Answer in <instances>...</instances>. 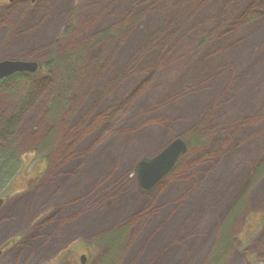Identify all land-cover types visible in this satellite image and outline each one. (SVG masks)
Masks as SVG:
<instances>
[{"label":"rangeland","instance_id":"rangeland-1","mask_svg":"<svg viewBox=\"0 0 264 264\" xmlns=\"http://www.w3.org/2000/svg\"><path fill=\"white\" fill-rule=\"evenodd\" d=\"M234 44L248 54L216 66ZM51 58L25 73L13 121L20 177L35 158L45 173L3 199L0 264H264V0H0V61ZM21 91L0 94V116ZM183 136L187 154L143 191L139 162ZM120 227L105 260L101 236Z\"/></svg>","mask_w":264,"mask_h":264},{"label":"trees","instance_id":"trees-1","mask_svg":"<svg viewBox=\"0 0 264 264\" xmlns=\"http://www.w3.org/2000/svg\"><path fill=\"white\" fill-rule=\"evenodd\" d=\"M171 17L175 18V16H171ZM172 21H173V19L171 20V22ZM185 29H187V27ZM250 34H252V33H250ZM169 36L172 37L173 35L170 34ZM28 42H29V44H31V42H33V41L32 40L31 41L28 40ZM240 48H241L240 44H238V46H237V44H236V46L234 44V46L230 47V49H227L225 52H223L219 56L218 61L220 60V63L219 64L217 63L215 65L216 66L217 65H222L223 66V64L225 62L230 61L233 58H236V56H237L236 53H238L239 50L242 52V49H240ZM243 50H245V49H243ZM227 54H229V55H227ZM55 65H56V61L53 58H51L50 60H48V62L46 64L41 65L42 66L41 70L46 71V72L47 71L50 72ZM28 76L29 75H26V74H16V75H14V76H12V77H10L8 79L0 81V94L3 91H8V92L12 91L13 92V91H18V89H19V91L22 90L21 93H20V101L22 102L23 98L27 97L26 103L25 104L21 103V106L18 105L17 108L14 110V113H13V115L11 117V118H13L12 121L5 119L3 116H0V199H4L8 195H10V190L12 188L11 184L17 178H19V181L21 182V187H20L19 191H24L25 189L28 188V186L25 183V181L27 179L26 178H21V177H23V175H20L21 174V170L23 169V160H22V157H21L20 153L18 152V144L13 139V134H14V126H13L14 123H13V121H15L16 118H19V115L21 114V112H23L25 106H27L28 102L31 100L30 91L28 90V88H25L33 81L32 78L28 77ZM28 78H31V79H28ZM11 81H12V83H11ZM23 82L25 83V86L24 87L21 86L22 87L21 89L18 88L17 85H19V83H23ZM15 87H17L16 90L14 89ZM21 94H23V95H21ZM51 107H53V103L50 104V108ZM64 107L65 106H63V108ZM173 112H178V111L177 110H173ZM173 112H171V113H173ZM2 126H5V129H3ZM6 126L7 127L11 126L10 127V131L7 130ZM195 135H197V133H195ZM198 135H199V133H198ZM183 138L189 144V139H187L186 136H183ZM190 138L193 139V136L190 137ZM199 141H200V139H199ZM193 142L196 143V140L194 139ZM40 160L41 159H39V158H37V159L35 158L30 163L34 167L32 173L35 176L39 177V178L37 177L38 178L37 182L40 181V179L42 178V176L45 173V170H43V168H40V165H41L40 164ZM37 164H40V165H37ZM35 165H37V166H35ZM261 165H262V168L258 169L257 173H256V177L258 179L261 176H264L263 175V173H264V162L261 163L260 166ZM20 178H21V180H20ZM242 201L246 202V198H244ZM242 209L243 208H242V206L240 204L239 207L237 208V210H235V212H237L238 210L242 211ZM235 212L232 214V216L230 215L231 217H229V220H228V223H227V224H230V226L232 225V227H234V224L237 221L236 220V221H234L232 223L233 215L235 214ZM247 227H248V223H247ZM122 230L123 229H121L120 232ZM122 233H123V231H122ZM118 234H117V236H119ZM119 238H120V236H119ZM121 240L122 239L120 238V241L118 242L119 245H121V243H122ZM226 242L227 241H225L224 244H226ZM114 243H115V240L112 241L113 246H114ZM224 244L222 246L223 250H224ZM223 250H221V251L224 252ZM221 255H222V253L220 254L219 258L221 257ZM119 257H120V255H119ZM211 258H212V256L208 259L209 262L207 261L206 264H217L218 263L217 259L213 260V258H212V260H211ZM214 258H216V257H214ZM103 264H107V262H104Z\"/></svg>","mask_w":264,"mask_h":264},{"label":"water","instance_id":"water-1","mask_svg":"<svg viewBox=\"0 0 264 264\" xmlns=\"http://www.w3.org/2000/svg\"><path fill=\"white\" fill-rule=\"evenodd\" d=\"M14 2L16 0H4ZM32 2L36 0H30ZM39 70L37 62L28 61H0V81L16 74L36 73ZM189 144L183 138L173 139L158 154L143 158L135 168V174L143 191H151L177 165L179 160L187 154ZM3 199H0V208ZM86 263V257H81V264Z\"/></svg>","mask_w":264,"mask_h":264},{"label":"bare ground","instance_id":"bare-ground-1","mask_svg":"<svg viewBox=\"0 0 264 264\" xmlns=\"http://www.w3.org/2000/svg\"><path fill=\"white\" fill-rule=\"evenodd\" d=\"M241 4H243L242 3V1L240 2ZM239 3V4H240ZM239 11H240V8L239 7H236V8H234V9H232L230 12H228L227 14H226V16H223V17H230V16H232V17H234L235 15H237L238 13H239ZM34 16V15H33ZM222 17V18H223ZM36 19V18H35ZM197 35H200L201 33H200V31H199V29H198V32L196 33ZM29 40L31 41H33V42H31V44H29V45H32L33 43H34V37L32 36V37H30L29 38ZM91 42L92 41H88V42H86L85 43V45L84 46H82V47H85V48H87V46H89V45H91ZM74 45H76L75 43H72V45H67V49H66V51H65V53L64 54H70V53H72L73 52V50L76 48V46H74ZM81 46V45H80ZM80 46H79V48L78 49H80ZM183 50L184 49H182L181 51H182V53H183ZM181 51H179V52H181ZM245 51V52H244ZM242 53H244V54H248L247 52H246V50H243L242 51ZM242 53H236L237 54V56L238 57H240L241 55H242ZM184 54V53H183ZM243 54V56L241 57V61H240V64H239V66L240 67H242V62L244 61V59H248L247 61H246V63H248V61H249V56H246V55H244ZM185 60H186V62H187V67H182V69L184 70V73L185 72H187V73H189V58L186 56L185 58H184ZM191 66H193V65H191ZM191 66H190V68H191ZM195 67V66H194ZM119 70V69H118ZM117 70V71H118ZM245 71H246V69H243V70H239L238 71V75L239 76H241V75H244L245 74ZM207 72V71H206ZM181 73V75L182 76H184V73L183 72H179V74ZM188 75V74H187ZM243 77L241 76L240 77V79H242ZM183 79H185V77H180L179 79H178V81H183ZM172 85H170V86H173L172 88L173 89H175V88H177V86L179 87L180 86V84H179V82H176V83H171ZM37 91H39V88H37ZM161 94H163L162 92H161ZM96 95H97V97H98V95H100V93L97 91L96 92V94H95V97H96ZM200 97V96H199ZM116 99V98H115ZM114 99V100H115ZM4 101V103H8L7 102V100L6 99H4L3 100ZM201 101H203V100H199V102H201ZM263 102H264V100H263ZM203 103H205V102H203ZM178 112H173V113H171V114H169V115H178V114H183V113H186L185 111H183V110H179V109H176ZM244 113H248V112H244ZM11 127V126H10ZM251 132L250 131H248V133L247 134H250ZM60 137H61V135H59V139H60ZM57 140H58V136H57V138H56ZM57 140H56V143H57ZM258 144V143H257ZM60 149H61V144L57 147H55L54 148V151H55V153H57V151H60ZM249 152V154L252 156L253 154H252V152L251 151H248ZM261 164V163H260ZM121 230V227L120 228H117L116 230H112L110 233H107V234H105V235H102L101 236V238L103 239V240H105L107 243H108V248L105 250V260H107V258H108V256L111 254V252H112V247H113V244H112V241H113V236H117V234H118V231H120ZM105 237V238H104Z\"/></svg>","mask_w":264,"mask_h":264},{"label":"flooded vegetation","instance_id":"flooded-vegetation-1","mask_svg":"<svg viewBox=\"0 0 264 264\" xmlns=\"http://www.w3.org/2000/svg\"><path fill=\"white\" fill-rule=\"evenodd\" d=\"M17 2L18 1H24V2H28L30 5H33V4H36L37 3V1L38 0H36V1H34V2H32V1H30V0H16ZM3 3L4 4H7L8 2L7 1H3ZM10 3V2H9ZM183 15V14H182ZM172 16H175V18H173L172 17V19L173 20H178V19H180L178 16H181V15H172ZM182 20V19H181ZM185 32H189V25H188V27H187V29H186V31ZM183 37V36H182ZM181 37V38H182ZM184 37H186V38H189V35H187V36H184ZM181 41H182V39H181ZM176 44H178V43H176ZM185 53H186V50H185ZM184 55V54H183ZM185 56H186V54H185ZM187 57L189 58V55H187ZM184 59V58H183ZM185 60V59H184ZM192 60V58H190V61ZM185 62V61H184ZM38 63V62H37ZM39 64V70H41L42 69V64L41 63H38ZM187 62H186V66L185 67H187ZM190 71V70H189ZM189 151V150H188ZM38 176H35L34 178H32V179H27L26 181H25V183H26V185L28 186V187H31V186H34L35 184H36V182H37V180H38V178H37ZM9 246V245H8ZM7 246V247H8ZM2 252V250L0 251V253ZM87 256V255H86Z\"/></svg>","mask_w":264,"mask_h":264}]
</instances>
